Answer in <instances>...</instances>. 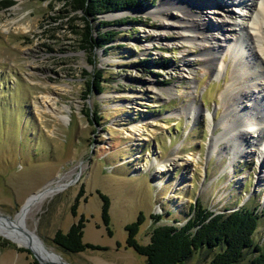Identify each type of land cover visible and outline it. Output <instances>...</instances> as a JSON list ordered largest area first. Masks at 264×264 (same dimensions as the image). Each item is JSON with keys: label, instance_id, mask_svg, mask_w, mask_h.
Wrapping results in <instances>:
<instances>
[{"label": "rangeland", "instance_id": "1", "mask_svg": "<svg viewBox=\"0 0 264 264\" xmlns=\"http://www.w3.org/2000/svg\"><path fill=\"white\" fill-rule=\"evenodd\" d=\"M15 1L0 10L1 217L16 219L33 196L65 183L63 190L34 206L25 224L69 264H148L127 245L126 225L144 212L137 239L147 244L155 226L186 223L198 200L218 212L245 204L256 210L255 237L264 244V189L257 191L263 158L246 153L236 159L237 176L249 172L240 186L229 180L230 157L209 156L214 124L225 111L221 95L234 67L229 54L221 75L210 71L199 42L181 40L177 30L165 28L164 19L154 14L162 0H141L121 15L100 16L134 22L114 26L117 38L108 50L97 49L90 64L82 36L75 32L84 27L80 14L57 0ZM198 6L209 10L210 21L224 16L202 2ZM97 70L102 71L104 90L88 92ZM195 104L202 111L197 120L183 112ZM134 123L140 124L137 130ZM222 131L219 126L215 132ZM257 132L250 131L248 138ZM193 154L196 161L190 160ZM98 191L111 199L113 236L103 222ZM82 215L88 220L84 242L107 250L67 253L54 243L56 231H68ZM152 215L162 218L155 221ZM0 238V264L38 260L30 247L2 234ZM211 255L202 250L187 264H209ZM250 261L248 257L240 264Z\"/></svg>", "mask_w": 264, "mask_h": 264}, {"label": "bare ground", "instance_id": "2", "mask_svg": "<svg viewBox=\"0 0 264 264\" xmlns=\"http://www.w3.org/2000/svg\"><path fill=\"white\" fill-rule=\"evenodd\" d=\"M200 2L202 5L213 8L212 12L222 13L224 15L222 20L219 22L208 20L206 16L209 10L199 7ZM121 14L123 12L106 17L112 18ZM154 14L164 19L165 28L177 30L181 40L191 44L199 42L205 55V66L210 71L221 75L227 68L224 61L227 54L234 61L229 85L221 95L225 111L223 117L214 124L209 156L216 153L219 158L230 157L229 180H235V185L242 186L245 181L243 179L249 175V172L237 176L234 168L236 159L246 158L244 155L246 153L250 156L257 154L259 158H263L264 162V32L261 30L264 25V0H228L227 2L223 0H162ZM155 39L159 41L160 35H157ZM220 54L221 60L218 59ZM168 92L173 93L172 90ZM185 110H188L187 116L193 114L196 120L202 113L196 104L183 109V112ZM61 117L67 119L65 115ZM139 125L134 123L131 127L137 130ZM219 126L223 127V131L217 135L215 131ZM164 127L167 125L165 124ZM258 128H263L261 135L257 132ZM250 131L257 132V135H252L249 139ZM245 144L248 145L245 146ZM196 159L194 154L191 155V161ZM262 171L263 173L259 175L262 181L260 178L257 180L259 182L257 191L264 189V168ZM160 183L164 184L165 180ZM177 183L179 184L178 181ZM186 185L188 184L185 183L183 187ZM67 186L68 184L59 183L58 187L47 188L36 194L23 207L16 219L0 216V234L19 242L20 245L30 247L44 261L69 264L60 259L53 250L47 248L35 231L25 224L26 217L34 206Z\"/></svg>", "mask_w": 264, "mask_h": 264}, {"label": "trees", "instance_id": "3", "mask_svg": "<svg viewBox=\"0 0 264 264\" xmlns=\"http://www.w3.org/2000/svg\"><path fill=\"white\" fill-rule=\"evenodd\" d=\"M69 7L71 12L80 14L84 27L76 30L82 36L81 48L90 54V64L95 63L94 53L97 49L108 50L117 38L118 30L114 26L133 23L129 17L118 21L100 20V16L109 13L122 12L141 5V0H57ZM15 0H0V10L15 5ZM75 28V26H72ZM78 29V28H77ZM96 76L89 83L88 92L101 93L104 90L102 71L97 70ZM88 96V94H85ZM83 190L78 193L73 205V214L83 197ZM102 204V219L108 234L113 236L111 229V199L98 191ZM155 221L161 220V215H152ZM146 216L140 212L136 221L126 225L128 237L126 243L137 253L147 259L148 264H187L195 254L202 250L212 253L209 264H240L250 257L249 264H264V244L256 240L255 234L259 228V213L246 204L236 210L218 212L203 205L199 200L191 207L190 217L181 226L174 224L157 225L152 229L150 242L142 244L137 239L140 227ZM87 219L82 215L73 223L68 231H56L53 241L64 252L80 253L88 249L107 250L105 246L85 243L84 233ZM1 239V238H0ZM7 244L5 241H2ZM10 245V244H8ZM120 246V243H118ZM19 251H28L18 248ZM33 264H42L36 260Z\"/></svg>", "mask_w": 264, "mask_h": 264}, {"label": "water", "instance_id": "4", "mask_svg": "<svg viewBox=\"0 0 264 264\" xmlns=\"http://www.w3.org/2000/svg\"><path fill=\"white\" fill-rule=\"evenodd\" d=\"M36 255V254H35ZM36 258L38 259L39 262H41L42 264H58V263H54V262H49V261H44L42 260L40 257H38L36 255Z\"/></svg>", "mask_w": 264, "mask_h": 264}]
</instances>
